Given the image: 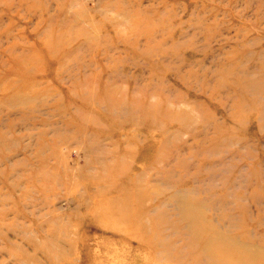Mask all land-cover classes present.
I'll return each instance as SVG.
<instances>
[{"label": "rangeland", "instance_id": "1", "mask_svg": "<svg viewBox=\"0 0 264 264\" xmlns=\"http://www.w3.org/2000/svg\"><path fill=\"white\" fill-rule=\"evenodd\" d=\"M212 243L264 264V0H0V264Z\"/></svg>", "mask_w": 264, "mask_h": 264}, {"label": "bare ground", "instance_id": "2", "mask_svg": "<svg viewBox=\"0 0 264 264\" xmlns=\"http://www.w3.org/2000/svg\"><path fill=\"white\" fill-rule=\"evenodd\" d=\"M238 85L240 86H242L243 85V81L242 82H238ZM254 85V83L253 82H249V81H247L246 80V82H245V88H247L246 86H253ZM240 86V87H241ZM121 216H119V215H117L119 218H121V219H123L124 221H126V222H131L132 220L130 219V218H132L131 216H125V214H123V213H119ZM124 216V217H123ZM126 217H128V218H126ZM188 217V216H187ZM188 220V219H187ZM191 224V223H190ZM199 224V223H198ZM191 231H196V232H198V226H197V221H194L193 223H192V230ZM198 235V234H197ZM203 236V235H202ZM202 240V239H201ZM200 240V241H201ZM211 240V239H210ZM225 240V239H224ZM216 241V240H215ZM214 241V242H215ZM217 242V241H216ZM215 242V243H216ZM215 243H212V244H209V246L207 247L208 249H210L209 251L214 255V256H216V257H218V258H221V259H223V257H225V256H233L234 257V259L236 258V260H237V262L238 263H236V264H245V261H246V258H242V257H238L239 255H236L235 253H228L227 251L225 252V250L224 249H222L221 247L219 248V247H216L215 246ZM245 252V251H244ZM211 254V255H212ZM217 261V260H216ZM225 261V260H224ZM253 261V260H252ZM254 264V263H253ZM256 264H259V263H256Z\"/></svg>", "mask_w": 264, "mask_h": 264}]
</instances>
